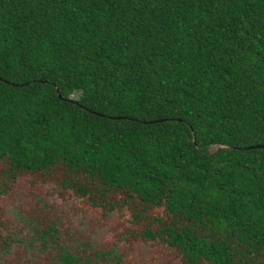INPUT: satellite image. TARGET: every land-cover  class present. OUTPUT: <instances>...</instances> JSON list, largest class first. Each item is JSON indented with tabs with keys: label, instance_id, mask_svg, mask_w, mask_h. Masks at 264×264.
Instances as JSON below:
<instances>
[{
	"label": "trees",
	"instance_id": "1",
	"mask_svg": "<svg viewBox=\"0 0 264 264\" xmlns=\"http://www.w3.org/2000/svg\"><path fill=\"white\" fill-rule=\"evenodd\" d=\"M257 145L264 0H0V197L47 179L92 209L127 206L126 241L183 264H264V150H234ZM27 227L53 264L123 259Z\"/></svg>",
	"mask_w": 264,
	"mask_h": 264
},
{
	"label": "rangeland",
	"instance_id": "2",
	"mask_svg": "<svg viewBox=\"0 0 264 264\" xmlns=\"http://www.w3.org/2000/svg\"><path fill=\"white\" fill-rule=\"evenodd\" d=\"M62 196L49 180L26 175L0 197V236L12 238L13 231L23 240L21 244L11 243L8 250L0 244V264H53L55 248L42 250L39 242H33L29 249L25 240L31 239L27 226L44 229L47 224L57 228L59 245L79 250L84 257L116 247L123 258L119 264H183L161 241H126L132 216L127 206L122 211L108 212ZM21 217H26L29 225ZM82 243L88 249L78 246Z\"/></svg>",
	"mask_w": 264,
	"mask_h": 264
},
{
	"label": "water",
	"instance_id": "3",
	"mask_svg": "<svg viewBox=\"0 0 264 264\" xmlns=\"http://www.w3.org/2000/svg\"><path fill=\"white\" fill-rule=\"evenodd\" d=\"M56 92L58 97H60L58 89L55 87ZM256 149H263L264 150V145H257V146H250V147H245V148H235L234 150H238V151H251V150H256Z\"/></svg>",
	"mask_w": 264,
	"mask_h": 264
}]
</instances>
